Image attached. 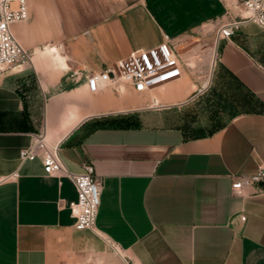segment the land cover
<instances>
[{"label":"crops","instance_id":"0c3cea01","mask_svg":"<svg viewBox=\"0 0 264 264\" xmlns=\"http://www.w3.org/2000/svg\"><path fill=\"white\" fill-rule=\"evenodd\" d=\"M28 6L12 30L31 61L0 76V264H264V181L232 190L264 167V29L244 23L210 58L206 38L243 12L223 0ZM164 35L181 78L143 94L89 90L87 77ZM174 109L190 119L161 118ZM214 110L229 113L217 129ZM43 128L70 172L91 164L101 180L95 232L74 227L70 179L21 164Z\"/></svg>","mask_w":264,"mask_h":264},{"label":"built area","instance_id":"2783aa9c","mask_svg":"<svg viewBox=\"0 0 264 264\" xmlns=\"http://www.w3.org/2000/svg\"><path fill=\"white\" fill-rule=\"evenodd\" d=\"M28 19V0H0V76L8 71L22 69L31 61V52L19 43L12 30L15 25ZM244 23H254L264 29V0H244L243 12L238 19L217 30L216 42L230 40ZM185 67L187 65L179 55L178 47L168 35H164V41L160 45L133 52L111 64L105 72L87 77L86 81L93 93L105 88L117 91L121 86H127L136 93L143 94L181 78ZM19 157L21 164L40 161L49 177L70 179L78 193L77 201L69 204L75 220L74 227L79 231H96L102 183L91 164L84 165L82 173L70 172L61 159L60 144L50 142L45 128L33 135L31 145L22 149ZM18 178V172H15L3 181ZM262 181L264 167H260L255 175L238 179L232 190L235 195L243 196L246 188ZM109 245L116 253H120L117 245L110 242Z\"/></svg>","mask_w":264,"mask_h":264},{"label":"rangeland","instance_id":"374dc122","mask_svg":"<svg viewBox=\"0 0 264 264\" xmlns=\"http://www.w3.org/2000/svg\"><path fill=\"white\" fill-rule=\"evenodd\" d=\"M226 7H227V10L230 12L232 11H239V10H242L243 9V3H244V0H223ZM217 33V32H216ZM215 35L212 33L210 34L207 38H206V42H207V45H209L208 47V53L210 55V58L213 57V53H215L216 55V41H215ZM203 50V49H202ZM215 50V51H214ZM187 51V49L183 48L181 50V53L184 54L185 52ZM201 53H199L198 55H200ZM185 55V54H184ZM190 110V109H189ZM189 110H184L182 112H179L177 109H174L170 112H166L164 113L161 118L163 120H166L167 118L168 119H173L174 122L176 123H180V125H184L186 123V117H188V119H190V116H186V113L189 112ZM200 113V112H199ZM227 115H229L228 112L226 111H223V110H220V111H212V114H211V118H214L213 119V122L216 123V125H212L210 128L212 129H217V128H220L221 125H223L224 122L227 121Z\"/></svg>","mask_w":264,"mask_h":264},{"label":"bare ground","instance_id":"6f19581e","mask_svg":"<svg viewBox=\"0 0 264 264\" xmlns=\"http://www.w3.org/2000/svg\"><path fill=\"white\" fill-rule=\"evenodd\" d=\"M49 50H50V51H49L50 53H53V52L55 53V52L57 51V49H56V48H53L52 50H51V49H49ZM52 51H53V52H52ZM55 54H56V53H55Z\"/></svg>","mask_w":264,"mask_h":264}]
</instances>
